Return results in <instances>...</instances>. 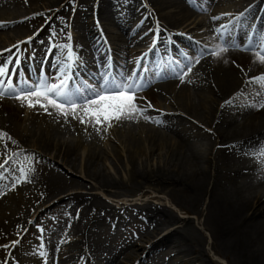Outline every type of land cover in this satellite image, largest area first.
<instances>
[{
	"label": "bare ground",
	"instance_id": "6f19581e",
	"mask_svg": "<svg viewBox=\"0 0 264 264\" xmlns=\"http://www.w3.org/2000/svg\"><path fill=\"white\" fill-rule=\"evenodd\" d=\"M118 1L121 0H102V6L108 10V7ZM126 1L127 16L130 19L127 21V25L130 26L135 17L137 22L141 19V15L143 16L141 11L138 14L135 11V8L141 4V0ZM187 1L197 10H205L209 3V0ZM262 1L264 0L260 2ZM15 3L21 4L22 0H0V6L3 7L9 8ZM61 4L60 1V3L49 7V10L52 9V11L48 12L44 18L46 21L51 17L48 29L59 31L60 28H63L62 20L59 17L64 16L65 18L66 12L63 11V8L65 10L67 4L60 8ZM151 4L155 8L153 14L156 13V17L164 23L161 22L163 27L157 28V31L166 32L165 37L159 38L158 44L160 48H163L162 44H166V49L170 45L172 51L170 53L173 56L180 57L178 55L180 48L189 51L191 57L200 55L204 49L212 47V50H215L221 46L219 34L215 40L216 44L207 42L209 44L207 46L199 45L195 40L183 36L185 30H188L185 33L193 31L191 26L197 19L195 17V20L189 23L192 16L189 8H181L178 11L170 10L176 5L174 0L151 1ZM55 8L56 11H54ZM256 8L257 5H254L248 11V16L255 13ZM8 13L0 10V20H6ZM54 13L56 14L54 15ZM261 20H264V9L260 17ZM199 21L195 24L196 26L200 24ZM143 25L138 26L143 27ZM33 29L36 27L6 22L0 24V35L2 32L9 34V32L14 33L17 30L32 31ZM48 29L42 31L44 36ZM170 29H181V33L178 34H182L180 35L183 39L182 42L177 44L174 35L168 33ZM136 31H138V27ZM63 33L65 34V31ZM202 35L196 34V36ZM225 35L230 39L232 45L236 43L231 31L228 34L226 32ZM56 36L58 41L66 39V36L64 37L59 32ZM35 41L29 50L30 55H35L34 59L43 55L48 48L47 42L42 41L41 38ZM140 42L137 40L127 41L125 46L117 48L126 56L133 51V47L136 48L138 44H141ZM236 45L239 48L244 47V44L236 43ZM6 46L0 45V49ZM20 48L26 51L25 45ZM104 49H101L100 53H104ZM4 57L5 53H0V63ZM182 63L188 64L189 60ZM193 64L192 71L185 76L184 82L178 79L169 80V83H160L156 87L140 93L145 99H139L137 103L141 107L150 103L151 107L145 113V116L150 119L137 115L135 121L113 122V126L107 129L108 132L104 131L107 125H104L99 133L90 125L85 130L86 126L78 120L69 116L68 122H65V119L56 115L53 109L49 108L53 115H48L39 107L27 110V107L22 106L15 99L0 98V132L8 133L16 141L13 144L6 137L0 139V160L9 156L12 158L10 165L15 164L17 167V163H24L42 171L41 179L36 183L34 190L31 193L26 191L24 195L23 202L26 206L19 210L12 221L5 218V221L9 222L3 224L6 233L11 235L16 232L23 225L32 209L38 207L40 203L48 200L54 194L63 193L62 190L66 185L69 186L71 182H74V180L68 179L65 174L73 173L94 179L100 187L105 189L128 188L133 193L142 190L144 185H149L157 190L168 191L171 195H177L184 206L196 214H200L203 211L201 208L205 207L203 212H206V217L209 219L208 223L205 220L207 223L205 225L214 237L215 247L216 244L223 245L224 250L241 261L242 264H264V205L255 204L253 200L249 201L248 199V201H241L242 199L238 197L240 193L236 185L242 175L236 170L240 166H236V156L233 157V154L244 152L247 144L257 143L255 135L260 139L264 136L263 108L258 109L243 100L245 97H251L255 101L254 104L264 102V92L257 95V92L261 91V86L252 82L253 77L264 74V63L259 61V57L253 51L229 49L220 57L206 55L200 59L198 64L194 61ZM12 100L16 101V106L11 103ZM257 100L259 101L257 102ZM226 101H231V103H225ZM202 110L205 112V120H210L213 129L212 148L218 142H223L233 123L237 128L230 130V133L242 129L244 133L251 135L241 139L238 143L237 139H231L236 144L230 145L225 150L218 151L216 149L214 157L216 163L213 167H211L208 157L204 160L191 147L192 137L199 138L205 135L198 126L191 125L189 127L190 122L187 117L193 116L201 119ZM155 152L158 153L157 157L164 159L162 165L156 168L138 166L136 159L147 154L154 155ZM14 153H19V155H14ZM241 154L239 153L238 157ZM26 156L31 158L30 164L25 159ZM112 156L117 162L124 164V174L128 178L122 179V181L112 177L107 178L106 169H101L100 165ZM52 163L53 167L50 166ZM204 164L206 165L204 166ZM194 165L195 169L192 168ZM62 170H66L65 174ZM5 187V182L0 180V189ZM151 191L156 193L154 189ZM2 192L3 190H0V206L4 199ZM84 198L82 195H67L54 204L53 210L60 209L62 205L70 213L73 207L81 203ZM92 198L85 205L87 212L89 209H96L95 207L98 205L97 199ZM255 198L258 200L259 197ZM5 199L8 200L7 197ZM260 200L262 199L259 198ZM110 213H114V211L110 210ZM147 214L151 219L156 218L165 222L181 224L179 228L159 240L160 243H163L162 245L168 247L179 245V247L186 248V251L194 250L199 239L193 231L191 220L179 221L172 212L159 208L148 207ZM99 220L98 223L104 222L101 218ZM80 223V220L73 223V227L68 230L71 237L81 236L80 241L74 242L73 238L74 243L69 244V261L87 260V256L84 255V247L87 243L90 245L92 242L94 251H99L96 253L98 256L106 250L93 242V237H90V233H87L86 230L82 229L81 233V227L78 226ZM2 233L5 234L4 231ZM45 238L51 246L52 240L48 235H45ZM148 250L153 249L149 248ZM125 254L124 261L121 260V255H112L107 260L109 261L107 264H126L127 261L130 262L135 257L136 251L131 250L126 253L125 250L122 256ZM198 254L197 260L201 261V264H207L205 250L202 249Z\"/></svg>",
	"mask_w": 264,
	"mask_h": 264
},
{
	"label": "rangeland",
	"instance_id": "374dc122",
	"mask_svg": "<svg viewBox=\"0 0 264 264\" xmlns=\"http://www.w3.org/2000/svg\"><path fill=\"white\" fill-rule=\"evenodd\" d=\"M27 1H29L28 3H26ZM60 1L63 0H22L21 4H12L9 8L8 7H3L0 6V10L3 11H7L9 12L6 16L8 18H6L5 21L10 22L12 24H24L28 27L30 26H35L36 29H33L32 31H24V30H17L14 33L9 32V34H4L1 33L0 35V43L1 45L5 46L8 43H13V42H17L19 43V40H27L31 37H36L38 36V38H40V31L44 30V29H48V21L50 20H44L48 8L50 6H54V4L56 3H60ZM73 1V0H72ZM151 1H157V0H141V4L138 6V8H135L136 14H138L140 12V9H142L141 13L144 12V17L141 15V19L138 20L139 22H144L145 21V28L147 27V32H142L140 34L141 37L145 36V33L148 34L149 30V25L148 24H152V22L155 20V18H151L150 15L152 14L151 9H154V6L151 4ZM176 1V5L174 8L170 9V10H180L181 8H190L191 11H194L195 9L193 8L192 4L190 2H187L186 0H174ZM231 3H229L228 5L233 6V9L238 10V8H241L243 6H248L253 0H230ZM255 1V0H254ZM259 0H256V2ZM93 0H77L76 2V6H75V12L76 15H79V18L81 19L80 21H82L80 23V25L84 26V22H89L88 21V14H90L93 9ZM130 2V1H129ZM250 2V3H249ZM254 3H252L251 5H253ZM250 5V6H251ZM152 6V7H151ZM147 7V9H146ZM248 7H246L244 9V12L246 11V9H248ZM6 9V10H4ZM72 10V7L69 8V11ZM127 12H128V6L126 4V0H121L118 1L116 3H114L111 7H108V10H106L105 7H103L101 5V12H99L100 15V19L101 22H105V24L107 23H112V24H116L118 29L121 30L123 33L125 34L127 32L126 27L124 28V24L127 23V21H129V17L127 16ZM1 13H5V12H1ZM194 17H196L199 20H201L199 17H197L196 15H192ZM192 16L190 17V19L192 18ZM156 17V15H155ZM145 19V20H144ZM150 19V22L149 21ZM137 20V18L135 17L134 21ZM1 21V20H0ZM191 21H194V19H192ZM202 21V25H201V32H203L202 34H206L205 37L206 38H212L213 36L211 35V32H213V24L215 21L209 22V21ZM199 21V22H201ZM2 22V21H1ZM251 19H247L244 20L242 22V31L239 33V36L244 37V35L247 33V31L249 30L250 27V23H251ZM124 23V24H122ZM65 27L68 28L69 25L67 23H64ZM147 24V25H146ZM67 25V26H66ZM38 29V30H37ZM83 29V27L81 28ZM56 30L50 29V31H47L45 34V38H48V40L52 43L55 44V38H56ZM3 34V35H2ZM126 36L130 38V35H128L126 33ZM132 36V35H131ZM148 38L149 34L146 35ZM187 36L192 37V34H187ZM139 38L138 36H135L136 39ZM195 39V38H193ZM56 45V44H55ZM233 48V47H231ZM248 100H250V102H252V104L255 103L254 99L251 97H248ZM215 109V108H214ZM264 110V108H263ZM202 118H195L193 116H189L187 117V120L190 122L189 123V127H191V125H196L198 126L199 129H202V133H204L203 135L205 136H201V137H196V138H191V147L192 150L194 152H197L202 158L209 157L210 158V162H211V167H213L216 163L215 160V155H211L212 153V134L211 131H213L211 128V123L210 120H205V112L204 110H202ZM190 119V120H189ZM199 119V120H198ZM203 128H202V127ZM208 126V127H207ZM237 128V126L233 125L231 126V128L229 129V131L227 132V134L225 135V139L223 140V142H221L222 145L231 143L233 141H231V139H237L240 140L244 137H247L248 135L246 134V132L244 133V131L242 129L238 130L235 133H230V130ZM205 129L206 132L203 130ZM249 137V136H248ZM259 150V151H258ZM262 150H264V145L260 146L259 148L256 149V151H248L247 154H250L248 156H242L241 159L240 157L237 159V161L239 162V164L245 169L247 170L246 173H244L242 175V177L239 179L238 183H237V189L240 193V195L238 197H240L242 200L241 201H250L253 200L255 204H259V205H264V173H263V160H262V156L264 155V152H262ZM55 153V152H54ZM152 154H147V155H143L140 156L137 160L138 166L139 167H146V166H151V167H159V165L163 164L164 159L159 158V156L157 157L158 153L155 152L154 155ZM208 155V156H207ZM260 156V157H258ZM60 162V161H59ZM206 164H204L205 166ZM170 167V166H168ZM101 169H106V174L108 175L107 178H115L118 181H122V179L128 178L125 177V167L124 164H120L119 162H117V160L112 156L109 157L108 160L104 161L103 163H101L100 165ZM174 169V167H172ZM193 169H195V165L192 166ZM192 168L190 167V169L192 170ZM248 168V169H247ZM190 171V170H188ZM193 171V170H192ZM212 171V168H211ZM67 176L68 179H71V177L77 181L78 187L79 185L82 183L84 185H87L88 187L91 186L92 184L95 185L96 188L95 190H98V196H96L97 201L96 203L98 204L97 207H95V211L92 209H89V212H86L82 214V218L83 219V223L81 225V227H85L86 226L90 227L92 226V223H96L95 225H93V229L92 230H87L88 232H92L94 233L95 237L98 236V232L100 233H104L106 230V226H103L102 223H97L95 221H97V215L96 214H100L101 211L103 210H109L110 206H109V201L111 202H115L116 200H118V198L122 199L124 204H129L125 207H129V211H131L129 214H125V217H130V221H127V223L130 224V226L132 227V232L128 231L126 233H122V236H124L123 238L126 241H130V236L133 240V243L135 244V246H137V248H139V253L137 255H140V258L145 257L144 261H146V264H173L174 262H176L177 260H173V258H170L166 261V257L168 258V256L171 255V248L170 246H164L162 245L163 243H160V241L156 242L157 245L155 246V242H153L156 238L158 239L160 236H162L164 234V232L167 231H173L174 229H177L180 227V223L177 222H162L155 220V219H151V218H147L144 220L145 216L141 217L140 219V215H138L137 210L136 209H140L141 208V212H146L147 208H154V207H162L163 210L165 211H171L175 217L180 219H190L193 225V231L198 235V239L196 245L194 246L195 251H201L202 249H205L207 256L209 260H211L214 264H242L241 261L235 259L228 251L224 250V246H220V244H216V248L212 249V247L214 246L215 242L214 239L212 237L211 231L208 230L206 228V225L209 222L208 217H206V221L204 219V216H206V213H203L202 215L200 214H196L194 213L191 209L187 208L184 206V204L182 203L181 199L177 196V195H171L170 193L166 192V191H161V190H157L154 187H150L149 185L146 186L144 185V188L142 190H138V192H133V194H129V190L128 188L126 189H116V190H111V189H98L97 187L99 186L95 181L88 179V178H81L77 175H73V174H65ZM124 177V178H123ZM84 179V180H83ZM72 180V179H71ZM76 181L71 182L69 186L66 185V190L67 193H73L75 192V187L76 185ZM80 188V187H79ZM154 189L156 190V193H153L151 190ZM81 190V189H80ZM87 190V189H86ZM108 190V191H107ZM152 193H151V192ZM144 192H148L147 194H145ZM150 192V193H149ZM144 195L145 197H147L148 200H145L143 202L140 201V198L136 195ZM92 195V194H89ZM120 197H118V196ZM129 195H136L134 197H130ZM94 196V195H93ZM256 196H258L260 199H262L261 201H259L255 198ZM136 199V203L137 205H131L133 202L129 203L127 202V199ZM17 199V198H16ZM139 199V200H137ZM146 199V198H145ZM248 199V200H247ZM53 202H56V200H54ZM261 202H263L262 204H260ZM147 204V208L145 207V205ZM78 207V206H77ZM112 207V206H111ZM187 208V209H184ZM80 208V207H78ZM205 208V207H204ZM203 208V209H204ZM83 209V208H81ZM145 209V211H144ZM202 210V208H201ZM93 212V213H92ZM94 212H96L94 214ZM64 213L60 212V213H54V215H52V217H48L47 220V226L46 228L42 229L41 227L43 226H39V225H35L34 230H36L38 232V234H36V236L34 237L35 243L37 242V238L39 235L42 234V230L43 232H45L47 235H51L53 234L56 237H59L60 234L66 230V227L64 224H59V220L62 218V215ZM72 214V218H74V212L71 213ZM47 218V215H45ZM186 217V218H183ZM151 219V220H149ZM94 220V221H93ZM102 220V219H101ZM91 221V222H90ZM103 221V220H102ZM150 221V222H149ZM149 222V223H148ZM106 223V222H105ZM175 223H177L175 225ZM88 224V225H87ZM100 229H99V228ZM99 229V231H98ZM104 229V230H103ZM59 230V231H58ZM122 230V229H121ZM120 230V231H121ZM162 232V233H161ZM161 233V234H160ZM160 234V235H159ZM105 235V234H103ZM201 238V239H200ZM204 239V240H203ZM152 240V241H151ZM154 244L153 250H148L149 248H147V250L145 252H143L141 255V251H143L142 249H145V246H149L150 244ZM201 243V244H200ZM38 244V243H37ZM137 244V245H136ZM202 244L203 247L202 248ZM141 246V247H138ZM155 248V249H154ZM33 252H35V247L33 248ZM184 254H188L186 251H183ZM33 256V255H32ZM31 256V258H32ZM35 258L27 261V264H41L42 263V259L40 258V256L34 255ZM205 256V257H207ZM135 259V257L133 258ZM128 262V261H127ZM131 264V263H128ZM145 264V263H144ZM207 264H209V262H207Z\"/></svg>",
	"mask_w": 264,
	"mask_h": 264
},
{
	"label": "snow or ice",
	"instance_id": "6c2138e0",
	"mask_svg": "<svg viewBox=\"0 0 264 264\" xmlns=\"http://www.w3.org/2000/svg\"><path fill=\"white\" fill-rule=\"evenodd\" d=\"M216 32L222 42L221 46L215 50L204 49L198 56H185L189 60L188 64L176 61V66L174 68L170 67L166 72L171 73L173 78L184 82L185 76L192 71L193 61L198 64L200 59L206 55L220 57L222 53H226L233 47L230 39L225 35L227 32L225 26L217 28ZM68 40H71L70 34H68ZM13 47L17 51L9 56L3 64H0V98L15 99L22 106L29 109L39 107L48 115H53V112L49 111V108H51L55 110L56 115L63 117L65 122H68V117L71 116L72 119L85 125V130L90 125L97 133L101 131L104 125H107L104 128V131H107L108 128L113 126V122L135 121L137 115L150 119V117L145 116L148 108L151 107L150 103L145 107H141L137 103L139 99H145L140 93L144 91L148 83L144 76L139 75V73L147 71L145 67L140 65L139 60L137 62L138 67L128 75L115 73L109 66L100 75L99 80L92 83L81 78L76 72V68L79 66V58L74 55L72 45L65 44L57 77L53 80L45 75L36 81H30L27 78L17 77L16 67L20 60V45L17 44ZM244 50L250 52L256 50L259 61L264 63V36L251 37L249 47ZM4 51L11 52V49H5ZM140 59L146 60L148 56L145 54ZM13 60L16 61V64H13ZM10 66L12 67L11 74L9 73ZM163 75L164 73H161L162 78ZM14 79L15 83H13ZM252 82L261 86V91L257 92V95H261L264 92V74L253 77ZM225 103H231V101ZM251 106L262 109L264 108V102ZM4 137L13 144L16 143L8 133L0 132V139ZM14 155L18 156L19 153H14ZM11 159V157H6L0 163V179H8L7 176H4L5 172L15 175L13 171L15 164L10 165ZM25 159L29 163L31 162L30 157L26 156ZM20 171L26 179L27 173L23 168ZM19 180V177L12 179L9 186L14 187L19 183Z\"/></svg>",
	"mask_w": 264,
	"mask_h": 264
}]
</instances>
